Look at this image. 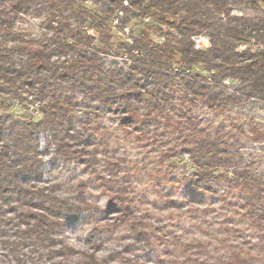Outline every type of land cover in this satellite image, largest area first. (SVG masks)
Instances as JSON below:
<instances>
[{
  "label": "trees",
  "instance_id": "trees-1",
  "mask_svg": "<svg viewBox=\"0 0 264 264\" xmlns=\"http://www.w3.org/2000/svg\"><path fill=\"white\" fill-rule=\"evenodd\" d=\"M93 3L89 8L78 0H0V103H37L42 113L37 122H14L0 113V264H111L97 256L109 223L88 232L91 252L77 262L68 259L74 250L66 240L68 224L82 213L100 211L86 198V182L72 188L75 197L60 192L57 182L40 183L42 152H51L52 162L90 170L100 163L96 175L111 197L109 212L127 219L137 200L124 169L127 163L115 154L100 153L99 158L95 143L94 124L105 115H116L129 136L173 138L179 156L194 165L189 181L195 193L213 192L215 185L228 182L241 195L244 216L264 231V178L253 172L239 138L224 124L213 126L200 117L202 109L222 114L248 102L264 108V16L234 14L232 0ZM31 8L48 15L40 37L17 28L16 18ZM133 20L145 26L128 34ZM152 30L162 37L161 44ZM202 36L209 45L198 48L195 39ZM105 57L122 59L125 65L107 66ZM249 138L264 142V130L252 127ZM104 145L100 140V148ZM162 155L171 158L173 151ZM151 227L140 221L131 227L142 247L154 246ZM24 249L30 251L21 255ZM117 256L124 264H147ZM240 262L239 254L232 253L216 264Z\"/></svg>",
  "mask_w": 264,
  "mask_h": 264
},
{
  "label": "rangeland",
  "instance_id": "rangeland-1",
  "mask_svg": "<svg viewBox=\"0 0 264 264\" xmlns=\"http://www.w3.org/2000/svg\"><path fill=\"white\" fill-rule=\"evenodd\" d=\"M78 1L92 8L93 2L97 0ZM232 1L234 14L249 18L264 16L263 2L252 7L247 3ZM47 18L44 10L31 8L25 15L16 18L17 28L33 37H40L46 32ZM144 24V21L133 20L128 27V34L131 29L137 33ZM112 31L119 33L117 29ZM151 35L156 43H162L158 32L152 30ZM125 37H128L127 34ZM205 38L202 36L198 41L207 47L209 41ZM105 63L107 66L115 63L125 65L122 59L114 57H105ZM7 105L10 106L5 107L0 103V113H7L14 122L22 119L37 122L42 118L37 103L22 101L9 102ZM78 115L86 117L81 112ZM200 117L213 126L224 124L233 137L239 138L242 153L247 161L253 163V172L264 178V142L254 143L249 138L252 127L264 130V108L248 102L222 114L202 109ZM91 118L94 121L96 116L91 115ZM100 126L105 130L101 134ZM93 128L96 130L95 143L99 158L101 153L115 154L125 159L127 166L124 169L130 174L127 180L137 200L130 206L127 219L111 215V197L97 176L100 174V163L90 170L78 164H66L59 159L52 162V153L42 152L40 157L45 174L41 184L57 182L61 186L60 192L75 197L77 193L72 188L84 180L88 188L86 198L100 206L98 213H82L77 221L68 224L66 240L74 248L68 254L70 261H80L85 253L92 251L87 234L95 225L109 223L110 228L104 229L101 234L102 244L97 256L106 258L111 264H124L117 256L119 253L125 257H138L147 264H216L232 253L239 254L240 264H264V231L255 228L244 216L240 193L230 188L226 181L215 185L213 192L195 193L193 183L189 181L195 171L194 165L188 157L179 156L177 141L173 138L166 141L159 138L146 140L136 134L129 136L116 115H105ZM100 140L105 144L101 148ZM39 143L44 150L45 134L40 135ZM169 148L173 151L171 158L162 155ZM138 221L146 227L152 225V248L142 247L145 244L136 240L131 227ZM241 225L244 227H239ZM17 263L22 264V261Z\"/></svg>",
  "mask_w": 264,
  "mask_h": 264
},
{
  "label": "clouds",
  "instance_id": "clouds-1",
  "mask_svg": "<svg viewBox=\"0 0 264 264\" xmlns=\"http://www.w3.org/2000/svg\"><path fill=\"white\" fill-rule=\"evenodd\" d=\"M0 83H2V82H0ZM98 191H103V189H99ZM146 210H150V209L146 208ZM239 227H244V226L241 225ZM0 251H3V249H0ZM29 251H30L29 249H24L20 254L23 255L24 252H29ZM3 264H8V261H4ZM13 264H15V262H13ZM48 264H55V262L54 261H49Z\"/></svg>",
  "mask_w": 264,
  "mask_h": 264
},
{
  "label": "built area",
  "instance_id": "built-area-1",
  "mask_svg": "<svg viewBox=\"0 0 264 264\" xmlns=\"http://www.w3.org/2000/svg\"><path fill=\"white\" fill-rule=\"evenodd\" d=\"M125 32L128 33V29H126ZM199 39H200V37H198V38L195 39V40H196V46H197L198 48L204 47L203 45H200V44H199V41H198ZM205 39H206L207 41H209L207 38H205ZM208 45H209V44H208ZM208 45H207V46H208Z\"/></svg>",
  "mask_w": 264,
  "mask_h": 264
},
{
  "label": "water",
  "instance_id": "water-1",
  "mask_svg": "<svg viewBox=\"0 0 264 264\" xmlns=\"http://www.w3.org/2000/svg\"><path fill=\"white\" fill-rule=\"evenodd\" d=\"M264 1V0H263Z\"/></svg>",
  "mask_w": 264,
  "mask_h": 264
}]
</instances>
